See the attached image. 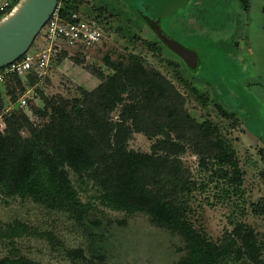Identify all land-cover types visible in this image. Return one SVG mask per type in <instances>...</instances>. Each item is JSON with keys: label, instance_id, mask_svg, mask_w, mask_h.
Segmentation results:
<instances>
[{"label": "rangeland", "instance_id": "1", "mask_svg": "<svg viewBox=\"0 0 264 264\" xmlns=\"http://www.w3.org/2000/svg\"><path fill=\"white\" fill-rule=\"evenodd\" d=\"M217 3L223 1L87 0L82 9L103 25L102 41L89 49L58 50L46 74L27 80V89L16 76L0 82V132L14 145L13 130L22 136L31 133L25 115L36 125L64 109L81 115L79 107L102 82V70L111 72L106 58L139 55L147 67L158 68L176 84L188 115L218 127L234 146L243 170L241 191L235 192L224 179H210L188 144L180 156L187 174L176 178L166 172L159 182L180 191L192 208L194 226L217 243L224 242L236 224L252 227L264 258V0H249L246 9L236 7L226 28L224 10ZM216 8L220 10L212 17ZM44 33L43 27L31 49L45 46ZM133 36L162 49L134 44ZM224 45L232 50L229 57ZM121 108L111 113L115 121L121 120ZM161 137L134 132L128 145L151 152ZM71 178L81 201L70 212L51 210L29 197L5 196L0 190V228L6 231L7 225L21 223L29 230L17 236L0 233V258L25 256L45 264H176L184 252L182 239L143 212L102 203L92 180L81 184L73 171Z\"/></svg>", "mask_w": 264, "mask_h": 264}, {"label": "trees", "instance_id": "2", "mask_svg": "<svg viewBox=\"0 0 264 264\" xmlns=\"http://www.w3.org/2000/svg\"><path fill=\"white\" fill-rule=\"evenodd\" d=\"M18 1L13 0L5 10H0V19ZM222 1L217 5L224 10L225 28L237 14L236 7H249V0ZM59 2L63 4L60 10L65 17L74 12L86 13L82 8L87 0ZM219 10L216 8L211 16ZM105 11L106 8L101 10ZM85 16L101 24L92 14ZM131 40L157 52L162 49L156 42L140 36ZM224 49L229 57L232 50L226 45ZM105 62L111 72L105 74L102 70L99 76L102 82L79 107L81 115L64 109L52 113L48 121L39 125L25 115L31 133L22 136L13 130L17 140L14 145L0 132L2 193L29 197L51 210L70 212L81 201L80 190L71 178L73 171L81 184L92 180L102 203L129 213L143 212L154 224L166 227L182 239L184 252L176 264H264L258 236L252 227L236 224L227 232L225 241L217 243L194 226L189 218L192 208L179 196L180 191L159 182L166 172L176 178L187 174L188 168L180 156L190 144L200 158L199 165L209 170L210 179L222 178L239 192L243 170L234 146L220 135L217 126L188 115L183 106L185 96L176 84L158 68L147 67L139 55L128 56L127 60L107 57ZM13 76L18 78L23 90L27 89L29 78L42 77L33 68L24 74H11L4 81ZM238 98L242 100L240 91ZM119 105H122L121 120L115 121L111 113ZM134 132L162 137L152 144L151 152L136 151L128 145ZM225 192L229 190L224 189ZM28 231L21 223L7 225L6 231L0 228V233L6 235L17 236ZM0 264L45 263L25 256H5L0 258Z\"/></svg>", "mask_w": 264, "mask_h": 264}, {"label": "built area", "instance_id": "3", "mask_svg": "<svg viewBox=\"0 0 264 264\" xmlns=\"http://www.w3.org/2000/svg\"><path fill=\"white\" fill-rule=\"evenodd\" d=\"M9 2L3 4L0 10H5ZM7 13V12H6ZM43 48L29 49L11 63L0 67V82H3L11 74H24L35 68L40 76L46 74L50 67L52 56L62 48L72 47L88 49L99 44L104 36L103 28L94 19L79 12L70 16L62 15L58 4L46 24ZM23 102H26L23 99Z\"/></svg>", "mask_w": 264, "mask_h": 264}, {"label": "water", "instance_id": "4", "mask_svg": "<svg viewBox=\"0 0 264 264\" xmlns=\"http://www.w3.org/2000/svg\"><path fill=\"white\" fill-rule=\"evenodd\" d=\"M58 4L59 0H29L20 12L0 25V67L31 48Z\"/></svg>", "mask_w": 264, "mask_h": 264}, {"label": "bare ground", "instance_id": "5", "mask_svg": "<svg viewBox=\"0 0 264 264\" xmlns=\"http://www.w3.org/2000/svg\"><path fill=\"white\" fill-rule=\"evenodd\" d=\"M29 0H19V2L15 5V7L9 12L7 13V15H5L3 17V19L0 21V25L7 22L8 20H10L13 16H15L18 12H20L22 10V8L24 7V5L28 2Z\"/></svg>", "mask_w": 264, "mask_h": 264}, {"label": "crops", "instance_id": "6", "mask_svg": "<svg viewBox=\"0 0 264 264\" xmlns=\"http://www.w3.org/2000/svg\"><path fill=\"white\" fill-rule=\"evenodd\" d=\"M12 0H0V7L3 5V4H5V3H7V2H11Z\"/></svg>", "mask_w": 264, "mask_h": 264}, {"label": "flooded vegetation", "instance_id": "7", "mask_svg": "<svg viewBox=\"0 0 264 264\" xmlns=\"http://www.w3.org/2000/svg\"><path fill=\"white\" fill-rule=\"evenodd\" d=\"M178 25V24H177Z\"/></svg>", "mask_w": 264, "mask_h": 264}]
</instances>
